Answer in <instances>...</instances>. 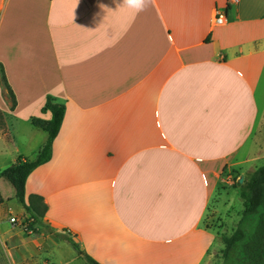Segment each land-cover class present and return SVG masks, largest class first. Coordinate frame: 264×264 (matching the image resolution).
Masks as SVG:
<instances>
[{
  "label": "crops",
  "instance_id": "obj_1",
  "mask_svg": "<svg viewBox=\"0 0 264 264\" xmlns=\"http://www.w3.org/2000/svg\"><path fill=\"white\" fill-rule=\"evenodd\" d=\"M226 3L0 0V167L34 160L48 135L30 117L50 119L47 96L64 104L26 199L99 264H212L223 249L205 217L231 220L229 173L264 154V0L214 26Z\"/></svg>",
  "mask_w": 264,
  "mask_h": 264
},
{
  "label": "trees",
  "instance_id": "obj_2",
  "mask_svg": "<svg viewBox=\"0 0 264 264\" xmlns=\"http://www.w3.org/2000/svg\"><path fill=\"white\" fill-rule=\"evenodd\" d=\"M1 80L6 89L4 72L1 69ZM9 96L13 94L9 90ZM14 105V104H13ZM50 113V119L30 117V124L44 130L47 140L39 150L34 160L28 161L19 156L14 164L0 169V178L6 180L14 190V196L20 206L28 214L29 219L45 228L56 238L66 241L86 264H99L92 257L80 249L74 236L69 232L62 234L45 226L42 222L46 206L42 199L30 195L26 199L25 182L27 177L39 166L47 163L52 155V143L58 135L65 114V106L47 96L41 113ZM239 197L242 203L241 217L235 230L230 234H219L218 239L223 249L221 251L222 264H263L264 263V165L248 173L242 182H238ZM1 202V195H0ZM66 231V230H65Z\"/></svg>",
  "mask_w": 264,
  "mask_h": 264
},
{
  "label": "rangeland",
  "instance_id": "obj_3",
  "mask_svg": "<svg viewBox=\"0 0 264 264\" xmlns=\"http://www.w3.org/2000/svg\"><path fill=\"white\" fill-rule=\"evenodd\" d=\"M261 148L264 151V139H262ZM259 155L253 163L254 170L264 165V154L259 153ZM2 161L3 158L0 157V165L3 164ZM8 166L10 164L2 167ZM248 173L249 171L245 172L243 176L238 171L229 173L231 186L235 188L232 191L233 197L230 199L231 220H225L209 210L203 222L206 228L216 230L218 235H230L235 230L243 210L237 185ZM0 195V264H85L79 257L77 259L76 252L72 251L67 242L56 238L29 219L28 214L15 199L13 188L4 179L0 184ZM12 218H15V221H12ZM43 224L51 228L45 222ZM59 233L66 234L62 231ZM219 246V243L215 242L211 251ZM219 263L222 264L221 252H216L212 264Z\"/></svg>",
  "mask_w": 264,
  "mask_h": 264
},
{
  "label": "built area",
  "instance_id": "obj_4",
  "mask_svg": "<svg viewBox=\"0 0 264 264\" xmlns=\"http://www.w3.org/2000/svg\"><path fill=\"white\" fill-rule=\"evenodd\" d=\"M240 0H227L226 8L223 10H215L214 17V26H221L227 22V12L230 7L235 6L239 3ZM12 221H15V218H12Z\"/></svg>",
  "mask_w": 264,
  "mask_h": 264
},
{
  "label": "clouds",
  "instance_id": "obj_5",
  "mask_svg": "<svg viewBox=\"0 0 264 264\" xmlns=\"http://www.w3.org/2000/svg\"><path fill=\"white\" fill-rule=\"evenodd\" d=\"M127 3H129V4H139L140 0H127Z\"/></svg>",
  "mask_w": 264,
  "mask_h": 264
},
{
  "label": "water",
  "instance_id": "obj_6",
  "mask_svg": "<svg viewBox=\"0 0 264 264\" xmlns=\"http://www.w3.org/2000/svg\"><path fill=\"white\" fill-rule=\"evenodd\" d=\"M240 182H242V178L240 179Z\"/></svg>",
  "mask_w": 264,
  "mask_h": 264
}]
</instances>
